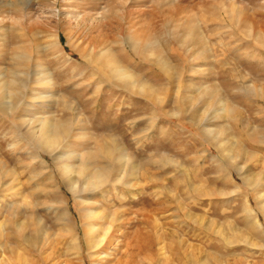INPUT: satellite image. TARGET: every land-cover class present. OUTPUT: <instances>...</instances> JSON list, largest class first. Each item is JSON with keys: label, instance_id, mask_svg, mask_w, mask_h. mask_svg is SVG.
Segmentation results:
<instances>
[{"label": "rangeland", "instance_id": "rangeland-1", "mask_svg": "<svg viewBox=\"0 0 264 264\" xmlns=\"http://www.w3.org/2000/svg\"><path fill=\"white\" fill-rule=\"evenodd\" d=\"M0 264H264V0H0Z\"/></svg>", "mask_w": 264, "mask_h": 264}, {"label": "bare ground", "instance_id": "bare-ground-1", "mask_svg": "<svg viewBox=\"0 0 264 264\" xmlns=\"http://www.w3.org/2000/svg\"><path fill=\"white\" fill-rule=\"evenodd\" d=\"M50 141V143H51V140H49ZM97 179V178H96ZM248 212H250L251 214H253L254 213V210L251 208V209H249V211ZM92 230V229H91ZM92 232V231H91Z\"/></svg>", "mask_w": 264, "mask_h": 264}]
</instances>
